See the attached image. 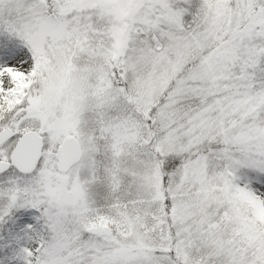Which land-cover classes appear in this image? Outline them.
Returning a JSON list of instances; mask_svg holds the SVG:
<instances>
[{
  "label": "snow or ice",
  "instance_id": "6c2138e0",
  "mask_svg": "<svg viewBox=\"0 0 264 264\" xmlns=\"http://www.w3.org/2000/svg\"><path fill=\"white\" fill-rule=\"evenodd\" d=\"M0 264H264V0H0Z\"/></svg>",
  "mask_w": 264,
  "mask_h": 264
}]
</instances>
